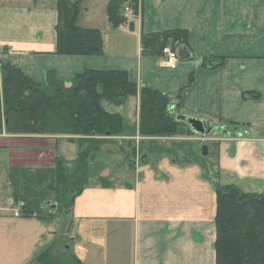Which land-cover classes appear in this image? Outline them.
Returning a JSON list of instances; mask_svg holds the SVG:
<instances>
[{
    "label": "crops",
    "instance_id": "crops-1",
    "mask_svg": "<svg viewBox=\"0 0 264 264\" xmlns=\"http://www.w3.org/2000/svg\"><path fill=\"white\" fill-rule=\"evenodd\" d=\"M109 1L81 2L76 24L101 31L103 53L80 56L55 53L57 0H0V60L39 83L54 70L66 86L85 69L125 71L138 88L155 89L174 99L180 115L212 124L213 136L200 137L218 142L220 171L235 172L242 181L264 182V0H136L137 14H127L133 31L128 24L109 25ZM171 29L187 31L190 49L186 58L178 57L175 68L168 67L163 56L142 53L140 44L144 33ZM207 57L224 59L218 67L205 68L200 63ZM251 92L259 96L244 95ZM131 99L135 117L132 122L123 117L134 134L121 138L134 157L127 146L122 153L131 160L116 170L117 159L102 160L103 153L95 154L94 159L103 161L101 171L91 179L88 169L87 185L64 214L62 234L69 250L81 264H215L213 186L204 163L195 160L190 147L181 146L204 140L190 132L173 137L139 135V97ZM226 126L232 128L229 136ZM11 137V141L48 137L55 139L53 145L72 138ZM70 140L77 155V143ZM153 143L166 151H154ZM229 143L235 144V168ZM8 148L0 140V150ZM36 156H18L0 173V249L4 257L10 252L16 255L8 264H27L38 247L57 236L58 218L48 222L14 216L19 204L10 197L8 169L43 167L24 165V160H43L41 153ZM223 158L228 167L222 165ZM0 264L7 263L3 259Z\"/></svg>",
    "mask_w": 264,
    "mask_h": 264
},
{
    "label": "trees",
    "instance_id": "trees-1",
    "mask_svg": "<svg viewBox=\"0 0 264 264\" xmlns=\"http://www.w3.org/2000/svg\"><path fill=\"white\" fill-rule=\"evenodd\" d=\"M83 0H57L56 51L58 55L95 56L103 53L102 33L76 24ZM138 12L136 0H111L106 15L109 25L117 28L128 23ZM142 53L162 56L169 46L178 57L186 58L190 49L186 30L171 29L144 33ZM224 58L207 57L205 68L218 67ZM192 73L188 83L192 81ZM139 97V135L143 137L177 136L181 123L179 105L166 94L150 88H138L125 71L85 69L71 78L68 86L54 70L45 73L43 83L36 82L16 66L0 60V132L12 135H65L76 137L77 155L67 161L60 155L48 167L8 169L10 197L20 204L22 216L51 221L54 212L66 214L73 199L87 185L89 160L99 151L103 137L133 135L119 112L105 104L119 107L130 97ZM257 98V93H246ZM153 150L166 151L153 143ZM131 148V157L134 154ZM102 185L107 186L101 180ZM215 194L216 238L213 244L215 264H264V191L245 192L237 185L212 183ZM51 204V208L48 205ZM48 211H45V208ZM57 239L32 258L28 264H81L67 244L57 249Z\"/></svg>",
    "mask_w": 264,
    "mask_h": 264
},
{
    "label": "rangeland",
    "instance_id": "rangeland-1",
    "mask_svg": "<svg viewBox=\"0 0 264 264\" xmlns=\"http://www.w3.org/2000/svg\"><path fill=\"white\" fill-rule=\"evenodd\" d=\"M130 98H128V100H127V101H129V103L126 102L125 104L119 106L118 108L112 107L108 104H105V107L108 110H112V111L121 113L124 117H126V120H129L130 122H132L134 117H135L136 111H135V106L132 102L133 100L132 99L130 100ZM225 130L227 131V133L225 131L226 136L231 135L232 128L230 126H226ZM208 135H210V134H208ZM11 136H15V135L5 134L3 130L0 132V140H2V144L5 146V143H6V145H8V147H9L8 150H3V151L0 150V173H2L4 171V168H6L8 163H10L11 165H14V163H15L14 161L17 160L18 156L20 158H22L24 156H28V155L32 154L34 158H37L38 156H36V155L41 153L42 154L41 158H43L42 161L35 162V161H31L28 159V160H24V165H34V166L38 165V166H43V167L44 166L45 167L51 166L53 164L54 157L57 156L58 154H62V156L65 158V160H71L72 158H74L76 156L75 145L68 142V139H72L74 137L67 138V141L64 139H61V140L56 139V140H58L57 145L56 144L53 145L54 140H55L53 138L47 137V138H44L45 139L44 141H42V140L38 141L37 139L31 140V139H29V137H21L22 139H17V141H11L10 138H13ZM16 136H18V135H16ZM24 136H26V135H24ZM43 136H46V135H43ZM55 136H61V135H55ZM62 136H65V135H62ZM183 136H185V135H183ZM200 136L202 137L205 135L203 133L194 134V137H200ZM212 136H211V138H212ZM5 139H7V140H5ZM18 140H20V141H18ZM46 140H48V141H46ZM100 140H101L100 147H99V151L97 153L98 154L103 153V155L100 156L102 158V160L104 158L105 160L114 162V159H117V163H119L118 164L119 166L116 170H119L120 165L123 166L124 163L127 164V161L131 160V158H125V156L122 153L124 150H126L125 148L127 146L129 148H131V147H130V145H126V144L122 143L123 139L121 137H118V136L105 137V138L103 137ZM18 145H19V147H18ZM204 145L207 146V151H208L207 155H202V147ZM218 145H219L218 142L199 141L196 139H194L192 141L183 142L181 144V146L191 148V153L193 156H195V160L199 164L204 163L205 168H206L205 173L207 174V176L211 180V185H212V183H216V182H218L220 184L233 183V184L238 185L241 189L247 190L249 192H263L264 191V182L259 181V180H254V179L242 181V180H240V178L239 179L237 178L235 172H233L234 174L233 173L232 174L231 173L224 174V172L222 170L220 171L218 169V163H217V161H218V159H217V147H218ZM228 146L230 147V155H231L230 157L234 160L232 162V165H234L233 168H235L236 163H237V162H235V158H234L235 144L229 143ZM12 147H14V148H12ZM97 157H98V155H97ZM69 158H71V159H69ZM88 162L90 163V168H88V169H89V173L91 175V179H94V178L96 179L97 174L101 171V169H100L101 164L100 163H102L103 161H100V159H94L93 161L89 160ZM35 163H37V164H35ZM228 164L229 163H226L225 158H223L222 165H224V168L228 167L229 166ZM65 166L67 169L72 168V165L69 163V161H67ZM48 207L51 208V204L48 205ZM17 211H18L19 215H22L20 207L17 208ZM45 211H48L47 207L45 208ZM56 212H54V214H53V215H55V219L58 218V220H56L55 224H54V226H56L54 231L56 232V235H57L56 237H54V239H57V244H56L57 249L61 250L62 249L61 245L62 244H69V241L62 234V232H64L63 227L65 225L66 219H65L63 214H61V213L58 214ZM43 245H45V244H43ZM45 247L46 246L38 247L36 252L34 253V256L36 254L40 253L41 251H43L45 249ZM15 257H16V255H14L11 252L9 254H7L6 257H4V251L2 249H0V261L5 259V262L8 264V263H11L15 259ZM32 258L30 259V261H28V263L32 262L31 261Z\"/></svg>",
    "mask_w": 264,
    "mask_h": 264
},
{
    "label": "water",
    "instance_id": "water-1",
    "mask_svg": "<svg viewBox=\"0 0 264 264\" xmlns=\"http://www.w3.org/2000/svg\"><path fill=\"white\" fill-rule=\"evenodd\" d=\"M128 28L130 31H133L134 29V23L131 21L128 23ZM176 120L181 122V123H185L188 125V127L190 128L191 132L194 134H201L203 133L204 135H208L209 132V126L203 122L200 119L197 118H192V117H187L184 115H179L176 117ZM186 133V127L181 126L178 128L177 134L178 136H183ZM208 151H207V146L204 145L202 147V155H207Z\"/></svg>",
    "mask_w": 264,
    "mask_h": 264
},
{
    "label": "built area",
    "instance_id": "built-area-1",
    "mask_svg": "<svg viewBox=\"0 0 264 264\" xmlns=\"http://www.w3.org/2000/svg\"><path fill=\"white\" fill-rule=\"evenodd\" d=\"M125 11H129V8L125 7ZM162 56L164 57L165 63L168 67L175 68L178 61V57H177V53L173 49H171L169 46L164 47L162 50ZM18 215L19 213L16 210L14 212V216H18Z\"/></svg>",
    "mask_w": 264,
    "mask_h": 264
},
{
    "label": "flooded vegetation",
    "instance_id": "flooded-vegetation-1",
    "mask_svg": "<svg viewBox=\"0 0 264 264\" xmlns=\"http://www.w3.org/2000/svg\"><path fill=\"white\" fill-rule=\"evenodd\" d=\"M208 126H209V134L210 135H212L213 133H214V130H215V128L212 126V124L211 123H209V122H205ZM184 127H186L187 129H189L190 130V128L188 127V125L187 124H185V123H181Z\"/></svg>",
    "mask_w": 264,
    "mask_h": 264
}]
</instances>
